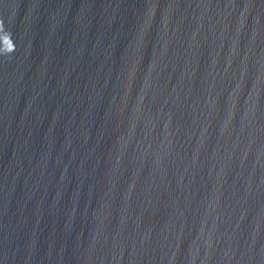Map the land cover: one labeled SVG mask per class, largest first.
Returning <instances> with one entry per match:
<instances>
[{"label": "water", "instance_id": "obj_1", "mask_svg": "<svg viewBox=\"0 0 264 264\" xmlns=\"http://www.w3.org/2000/svg\"><path fill=\"white\" fill-rule=\"evenodd\" d=\"M0 264H264V0H0Z\"/></svg>", "mask_w": 264, "mask_h": 264}, {"label": "clouds", "instance_id": "obj_2", "mask_svg": "<svg viewBox=\"0 0 264 264\" xmlns=\"http://www.w3.org/2000/svg\"><path fill=\"white\" fill-rule=\"evenodd\" d=\"M13 52V51H12ZM11 53V52H10ZM9 54V53H8Z\"/></svg>", "mask_w": 264, "mask_h": 264}]
</instances>
